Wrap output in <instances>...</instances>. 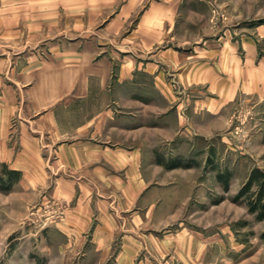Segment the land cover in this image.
Segmentation results:
<instances>
[{
  "label": "crops",
  "instance_id": "obj_1",
  "mask_svg": "<svg viewBox=\"0 0 264 264\" xmlns=\"http://www.w3.org/2000/svg\"><path fill=\"white\" fill-rule=\"evenodd\" d=\"M199 4L0 0L10 201L48 192L55 228L98 264L192 262L206 248L186 227L173 233L191 169L166 163L222 131L240 95L264 96V23L235 37Z\"/></svg>",
  "mask_w": 264,
  "mask_h": 264
},
{
  "label": "rangeland",
  "instance_id": "obj_2",
  "mask_svg": "<svg viewBox=\"0 0 264 264\" xmlns=\"http://www.w3.org/2000/svg\"><path fill=\"white\" fill-rule=\"evenodd\" d=\"M204 1L200 12L212 14L220 27L236 25L235 37L264 23V0ZM230 5L235 7L233 13ZM257 39L259 56H263L264 38ZM226 110L229 120L222 131L208 141H193L191 150L185 143L178 156L193 166L183 167L192 172L186 170L180 215L171 228L174 234L188 228L184 230L188 236L203 239L206 248L199 260L187 262L175 256L170 264H264V221L248 212L246 202L235 199L253 167L264 170V96L240 95ZM227 170L231 172L228 187L217 178ZM7 172L0 168V264H98L76 239L70 244L68 236L55 228L48 192L27 202V207L10 201L12 184L19 177L12 174L9 181ZM44 197L46 203H42Z\"/></svg>",
  "mask_w": 264,
  "mask_h": 264
},
{
  "label": "trees",
  "instance_id": "obj_3",
  "mask_svg": "<svg viewBox=\"0 0 264 264\" xmlns=\"http://www.w3.org/2000/svg\"><path fill=\"white\" fill-rule=\"evenodd\" d=\"M169 168H182L192 167V164H187L181 157L175 159H169L166 163ZM9 181L13 180L12 174L18 173L8 171ZM219 181L223 182L226 187L229 186L231 179V172L217 174ZM236 201L243 200L247 204L248 212L255 215L256 220L264 221V170L260 167L254 166L250 172L248 178L239 189L235 196ZM261 238L264 240V232L261 234Z\"/></svg>",
  "mask_w": 264,
  "mask_h": 264
}]
</instances>
